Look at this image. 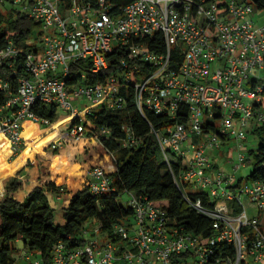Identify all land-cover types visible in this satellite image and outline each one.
Instances as JSON below:
<instances>
[{
  "label": "built area",
  "instance_id": "2783aa9c",
  "mask_svg": "<svg viewBox=\"0 0 264 264\" xmlns=\"http://www.w3.org/2000/svg\"><path fill=\"white\" fill-rule=\"evenodd\" d=\"M8 3L45 28L36 41L9 36L0 42V93L5 95L0 134L11 141V158L27 140L26 121L52 124L34 109L38 102L71 111L72 123L53 142L55 147L101 143L110 130L92 134L89 124L74 123L82 113L73 100L87 97L93 103L86 114L102 103L118 110L126 105L122 87L133 83L143 112L150 108L175 118L182 105L188 107L187 121L153 127L151 134L164 161L171 166L177 155L182 162L177 183L201 186L212 203L192 201L185 193L199 213L213 220L214 232L204 237L172 223L168 210L149 197L129 193L134 224L117 223L108 232L100 220L89 222L82 232L85 241L71 245L60 240L50 264H174L176 255L194 257L197 264H264V179L239 186L237 174L217 170L215 158L225 155L223 144L233 140L234 169L247 167L248 132L264 126V25L255 22V5L250 0H129L120 7L111 0L96 5L82 0H0V10ZM48 28L53 31L47 33ZM159 32L164 51L148 41ZM117 50L124 53L118 57L122 68L104 81L90 80L110 68ZM218 109L221 116L215 119ZM214 120L217 130L208 129ZM126 130L125 146L145 141L131 127ZM113 172L95 165L89 171L91 191H115ZM243 194L256 204L254 214L243 203ZM5 195L6 185L0 186V200ZM218 196L226 198L214 201ZM235 203L241 207L238 212ZM2 247L0 238V251ZM16 250L9 264H19V256L42 264L40 253L28 246L18 257ZM176 264H181L179 258Z\"/></svg>",
  "mask_w": 264,
  "mask_h": 264
},
{
  "label": "trees",
  "instance_id": "16d2710c",
  "mask_svg": "<svg viewBox=\"0 0 264 264\" xmlns=\"http://www.w3.org/2000/svg\"><path fill=\"white\" fill-rule=\"evenodd\" d=\"M82 1L94 5L98 3V0ZM111 1L120 7L126 5L129 0ZM250 1L256 8L264 9V0ZM40 27L41 23L31 18L27 13L14 8H10L7 12L0 10V42L9 36L30 38ZM41 33L39 32V34ZM148 41L152 48L158 47L159 51H164L166 48L162 32L148 38ZM123 54L117 50L114 53L116 58H113L110 68L104 73L90 77V80L104 81L105 76L121 69L122 65H120L118 57ZM73 68L77 70L79 65L75 64ZM261 82L264 84V79ZM122 90L126 96L125 107L114 110L102 105L93 109L88 114L89 119L85 121L87 125H90L89 133L96 134L102 129L110 130V136H102L101 143L110 153L114 154L116 169L112 175L117 189L102 195L94 194L91 191L90 177L88 176L74 192L67 206L63 208L66 221L59 223L56 220V210L48 199L47 191L60 193L62 188L67 190L60 178L61 173H55L51 169L44 170V174L48 175L45 185L35 186L23 201L17 199L15 194L23 186L20 175L24 169L12 179L10 178L17 172L9 176L0 174L1 187H4L10 179L6 185V195L0 200V238L3 242L0 261L7 264L14 261L13 253L19 239H23L26 246L40 253L44 262L50 264L54 248L60 240L71 245L82 244L85 241L82 232L89 222L100 220L103 230L112 232L117 223H123L125 219L134 215V209L120 201V196L124 192L147 196L154 200L156 204L168 210L172 223L184 225L188 231L201 234L204 237L212 235L214 232L212 218L199 213L185 194L188 193L192 201L201 198L207 206H210L212 203L209 193L205 190L187 192L186 187L192 186V183L184 182L180 185L177 183L176 179L183 170L182 162L172 159L170 166L163 159L159 160L160 149L151 134L153 127L160 128L175 122L187 121L188 107L182 105L183 111H179L175 118L159 114L150 108H146L143 112L136 103L135 85L131 83L128 86H123ZM4 99L5 95L1 92L0 102ZM34 109L42 117L50 119L52 123L57 121L58 107L56 105L38 102ZM220 116L221 110L218 109L215 119H219ZM82 121L81 118H76L73 122L81 123ZM216 122L214 120L208 123L210 126L208 129L217 130ZM127 127H131L136 135L144 136L145 141L139 145L125 146ZM253 131L260 137L257 150H251L253 170L246 176V180H244L245 177L239 179V186L247 180L264 179V126L257 127ZM39 132V137L34 142L33 150L30 151L27 161L39 155L52 165L64 168L63 164L70 162L68 159L60 160L46 151V147L49 146L48 142L57 139L59 134L53 129L39 130ZM48 148L56 155L60 152L57 147L52 145ZM31 164L29 162V165ZM77 170L78 168L73 163L69 164L68 171ZM31 186L29 185L27 188L30 189ZM235 206L237 212L241 210L238 204L235 203ZM119 240L122 242L120 238ZM122 243L124 244V242ZM228 249L233 254V246L229 245Z\"/></svg>",
  "mask_w": 264,
  "mask_h": 264
},
{
  "label": "rangeland",
  "instance_id": "374dc122",
  "mask_svg": "<svg viewBox=\"0 0 264 264\" xmlns=\"http://www.w3.org/2000/svg\"><path fill=\"white\" fill-rule=\"evenodd\" d=\"M14 7L15 6L12 3H8L6 6H3L1 8V10L3 12H7L10 8H14ZM62 10H63V8H62ZM254 19H255L256 24L264 25V9L262 10V9H258L255 7ZM44 30H45V28L43 29L42 26L39 29H37V31H35L32 34L31 41L39 40V32H43ZM46 31H47V33L52 32L53 28H48V29H46ZM116 42L117 41H114V44H116ZM73 102H74L75 107H78L81 110L83 122L88 120L89 117H88V114H86V108L88 106H92L93 103L91 101H89L87 97H80V99H74ZM102 105H103V103L97 105L96 108H98L99 106H102ZM57 112H58L57 121L52 123L49 126L39 124V123H31V122L25 123L26 128L24 130V133L26 135L27 140L25 141L24 144H22V146H23L22 148L24 149L26 147V149H25V152L21 156L16 157L13 160H8V155L6 153L0 151V174H1V176H9L11 174H14L15 172H17L19 169H21L26 164L27 157L30 154V151L33 150L32 146H33L34 142L39 137V135H38L40 133L39 130L42 131L45 129H53L58 134H60V131L62 128L66 129V124L69 123V125H70L72 123L71 111L66 110L62 107H58ZM218 123H220V121H218ZM248 136H249V139L247 141V145H248L247 153L251 157V161L249 162V165L247 167L242 168L241 170L236 171L234 169V166H233L231 160L236 159L237 151H236L235 141L231 140L228 143H224L222 148H221L222 151L225 153V155H223V156L218 155V154L215 155L216 156L215 158L217 159L218 166H219L217 168V170H219V171L222 170V171H225L226 173H229V174L236 173L238 178L245 177L244 180H246V176L253 170V164H252L253 154L251 153V150H254V149L257 150L258 145H259V140H260L259 135L252 130H250L248 132ZM55 140L56 139L50 140L48 142L49 146H50V143L55 141ZM48 147H46V149ZM47 150H50V148H48ZM84 151H85V149L83 148L82 145H80L78 150L76 151V153L73 152V154L76 156L75 164L77 166H79V165L81 166V164H82L85 166L84 168H88V170L90 171L93 169V167L95 165H104V164H102V161L104 160V158H107L108 162L104 166L111 167V169H114V171H115L116 163H115L114 155L112 153H110L106 148H103V146L100 143L97 144L96 147H94V150H92V155L90 157L85 156V154L83 155ZM88 152L89 151H87L86 153H88ZM61 154L63 156H66L65 158L70 161L68 164H63L64 168H62V169H67V171H68L69 170V164L74 163V161L70 160L71 154L69 155L64 150H62ZM192 155H193L192 152L189 153L190 157ZM158 156H159V160H162L165 158L164 154L161 152L159 153ZM172 158L175 159V158H178V156L173 155ZM32 160H34V161L37 160L38 162H44V159L39 155L34 157ZM60 160H62V159H60ZM84 160L90 161V162L88 164H84L83 163ZM77 168L80 169L79 167H77ZM24 172H25V169L22 171L21 176L24 175ZM215 172H216L215 170H212L211 174H215ZM65 173L66 172H63L62 175H66ZM67 173L69 174V171ZM81 174H83V172H79V175H81ZM79 175L77 174V175H75V177L77 179H79V177H80ZM13 177H15V175L12 176L10 179H12ZM8 181H7V183H8ZM7 183H6V185H7ZM27 186H29V185H27ZM186 190H187V192H194V191L202 190V188L199 185H193L190 187H186ZM47 196H48V199H49L52 207H54L56 210L57 222L64 223L66 221L65 212H64V209L61 207V205H63V201L58 200V198L56 197L57 196L56 193H53L50 191H47ZM71 196H72V193H68L67 197L71 198ZM214 198H215L214 201L222 202L225 200L226 197L218 196V197H214ZM129 199H130V194L128 192H124L120 196V201L126 206L129 205L128 204ZM242 201L247 206L250 214H254V212H256V204H254V202H252V200L250 199V197L247 194L242 195ZM123 223L126 225L134 224L133 220L130 218L125 219L123 221ZM92 224H94L93 221H92ZM24 249H26L25 242L23 239H19L17 241V250L15 252V256L18 257L19 253H21V250H24ZM39 258L41 259L42 256H39ZM178 258L181 261V264H197L196 258L190 257V258L186 259L185 255L178 256L177 258L175 257L174 264L177 263ZM17 260H18L19 264H35V262L33 260L32 261L27 260L26 257L19 256ZM41 261H42L41 262L42 264H47L44 262V260L41 259Z\"/></svg>",
  "mask_w": 264,
  "mask_h": 264
},
{
  "label": "crops",
  "instance_id": "0c3cea01",
  "mask_svg": "<svg viewBox=\"0 0 264 264\" xmlns=\"http://www.w3.org/2000/svg\"><path fill=\"white\" fill-rule=\"evenodd\" d=\"M68 125H69V123L66 124V128ZM61 132H64V128L61 129L60 134H61ZM60 134H59L57 140L60 139ZM57 140H55V141H57ZM55 141H53V142H55ZM53 142H51L50 145L55 147L53 145ZM97 144H99V142L93 140V141H90L86 145H82L83 148L85 149V151L83 152V155L85 154V156L90 157L92 155V150H94V147H96ZM79 146L78 145H66V146L59 147L58 149L60 152L58 155L54 154L52 151L47 150L48 148L46 149L47 152L51 153L54 157H58L59 159H66L65 158L66 156H63L61 154L62 150H64L69 155L71 154L70 160L74 161L73 165L76 167H79L81 170L78 169L77 171H69V174L67 173L68 172L67 169H62V168L56 167V166L52 165L51 163H49L48 161H46L45 159H44V162H38L37 160L34 161V160H32V158H30L27 161V163L21 169H19L17 171V173L15 174V176H17L19 171L25 169L24 175L23 176L20 175V177L23 180V186L16 192L15 197L17 199L23 201L27 197V195L34 189L35 186L45 185V181L47 180L48 175L44 174V170L48 171L49 169H51L55 173H61L62 174L63 172H66L65 173L66 175H62V176H60V178L62 179V183H64L66 185L67 190L64 192L56 193V195H57L56 197L58 198V200L63 201V205H61V207L62 208L66 207L69 200H70V198L67 197L68 193H72V195H73L74 192L78 190L79 186L85 180V178H87L88 176L90 177L88 168H84L85 166L82 164H81V166L80 165L77 166L75 164L76 156L73 154V152L76 153ZM103 148H105V147L103 146ZM87 151H89V152L86 153ZM15 158H16V156L14 158H10V160H13ZM29 162H31L32 164L29 165ZM89 162L90 161L84 160L83 163L88 164ZM107 162H108L107 158H104V160L102 161V164L105 165V164H107ZM42 166L44 167V169ZM79 172H83V174L79 175ZM77 174L80 176L79 179H77L75 177V175H77ZM55 175H52V176H55ZM27 185H32V186L30 189H28ZM24 190H26V191H24ZM23 191H24V193H22Z\"/></svg>",
  "mask_w": 264,
  "mask_h": 264
},
{
  "label": "bare ground",
  "instance_id": "6f19581e",
  "mask_svg": "<svg viewBox=\"0 0 264 264\" xmlns=\"http://www.w3.org/2000/svg\"><path fill=\"white\" fill-rule=\"evenodd\" d=\"M26 122L36 123V122L30 121V120L26 121ZM25 128H26V126H25ZM23 136L26 138V135L24 132H23ZM25 149H26V147L16 157L21 156L25 152ZM0 151L6 153L8 155V160H10V157L12 156V154L14 152L13 148H12L11 141L8 138H6L3 134H0Z\"/></svg>",
  "mask_w": 264,
  "mask_h": 264
}]
</instances>
